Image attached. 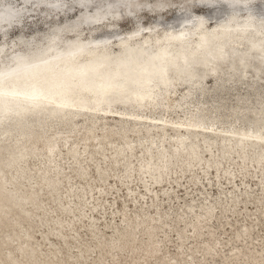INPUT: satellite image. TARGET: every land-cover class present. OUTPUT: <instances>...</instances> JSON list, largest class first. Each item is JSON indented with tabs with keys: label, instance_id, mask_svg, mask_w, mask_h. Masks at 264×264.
<instances>
[{
	"label": "rangeland",
	"instance_id": "374dc122",
	"mask_svg": "<svg viewBox=\"0 0 264 264\" xmlns=\"http://www.w3.org/2000/svg\"><path fill=\"white\" fill-rule=\"evenodd\" d=\"M77 1L82 0H0V15L8 10L14 13L0 22V69L10 64L14 55L23 54L29 46L28 42L40 49L47 48L49 35H54L56 41L60 42L59 45L65 47L75 36L78 40L86 42L95 38H111L107 44L112 55L108 57L110 60L107 58L104 60L115 65L143 63L150 61L149 56L122 62L123 54L120 55L118 48L123 46L114 41L121 38L124 40L128 32L132 34L139 28V32H135L136 34L128 39L126 46H129V43L136 48L148 46L158 53L156 49L162 44L158 39L163 40L164 30L167 27L175 30L180 28L182 19L188 15L204 14L200 18L204 20L207 27L210 26V22L213 23L225 16L223 15L224 5L218 3V0H214L216 5L205 4L211 5L210 9L200 3V0H195V3L194 0H166V2L165 0H124L128 3L133 1L132 6L138 5L132 8L123 0H89L88 6L83 8L88 16H92L95 5L103 9L109 2L113 5L110 10L116 11L115 17L105 15L99 27L91 30L82 22V18H76V14L80 15L82 10L81 4ZM58 3L62 5L56 7ZM130 9L132 13L128 12ZM252 10L257 13L264 11V0H254ZM206 12H212L211 18L215 19L207 21ZM245 14L246 11H241L240 19H243ZM195 18L199 17L195 16ZM112 21H114L113 24L109 26ZM62 22L64 24H61ZM143 32L150 35L147 37L146 44L142 42L145 40ZM117 34L120 37H117ZM250 38L257 40L258 37L250 35L240 44L230 43L233 50L222 64L226 78L216 82L211 76H206L203 79L204 93L202 95L195 93L189 103L181 104L180 102L183 94L187 92L188 83L176 80L174 85H169V88L173 86L174 89L166 95L165 104L172 108V112L164 119L184 122L195 115L197 108L200 107L209 111L208 115L212 121L219 116H224L226 123L223 127H230L233 122L230 116L233 108L237 110L239 117L251 118L255 115L261 103H264V96H262L264 95V72L259 79H254L250 72L242 77L238 66L239 57L250 52L254 62L261 59L259 52L249 45ZM197 39L202 41V37L199 36L185 48H181L183 43L180 44L175 37L167 43L176 55L182 51L188 53L191 50L195 53L197 49H194V43ZM155 52H152L150 57L154 59L157 67L159 62ZM230 66L236 67L237 73L231 79H227ZM193 78H197L196 75ZM253 81L257 83L255 82V87L251 89L250 84ZM143 114L144 121L146 116L152 119L162 117L160 110L151 112L146 110ZM69 118L68 128L48 131L43 138L35 140L36 152L39 155L28 158L26 163L28 172L34 175L31 181H22L19 189L33 192L36 203L15 206L5 199L4 194H0V209L6 212V214L0 212V264H11L4 259L8 253L16 264H32L31 262L35 260L41 264H159L162 259L171 257H175L176 263L184 264V261L176 256V238L177 233L181 231L185 235V240L180 250L185 256L190 251L194 252L191 264H210V262L222 264V260L234 247L246 246L252 258L257 256V250L264 251L262 250L264 249V168L255 169L256 163L253 159L241 163L239 153L235 152H232L229 159L222 160V157L218 156V149L224 143L228 145V148L235 141L224 142L217 139L213 144L212 157L207 158L202 140L198 141L199 151L203 156L202 166H205L204 172L202 169L196 170L195 167L196 172L195 170L182 172L174 168L167 175L168 177H164L159 186H152L148 182V189H145L142 187L144 175L137 171L140 165L145 163V157L141 153H136L140 147H135L136 155L132 158L134 170L129 178L125 177L124 166L121 163L112 164L113 156L110 148L124 142L120 138L117 121L113 118H102L98 120V123H102L104 128L94 129L92 133H89L80 122V118L72 115ZM127 127L138 130L135 137L130 131L126 133L129 141H134L135 144L139 140H146L148 135L145 134L143 124L132 127L131 122H128ZM213 127L215 128L216 125ZM149 131L153 134L152 137L158 139L156 127L149 128ZM171 135L172 131H166L165 145L168 151L173 149L168 143ZM95 138L102 142L104 157L94 151V143L97 141ZM46 140L55 143L59 156L57 160L62 171L58 175V186L53 194L44 188L39 173L35 174L39 167H43L42 146ZM66 145H73L76 148L77 164L69 159ZM249 149L250 146L246 147L248 154H251ZM215 159L219 160L218 173L213 171V168H208ZM78 166L86 172L84 180L76 176ZM97 167L106 171L105 182L97 178L95 170ZM46 169V176H53V171H50V168ZM225 171L230 173L231 184H228V174ZM9 176V173L6 174L7 187L11 190L13 185L9 183ZM69 185L73 188L80 186L82 190L78 196L70 193ZM163 187L165 191L167 190V196L162 194ZM54 196L58 200H55ZM233 196L236 197L234 202L231 201ZM205 203L212 204L214 213L208 221L205 220V216H202L203 219L199 217L203 220L198 223L200 236L199 239L194 238L190 230L196 221V216H200L204 211L202 206L204 207ZM188 204L192 206L191 213H186L189 211ZM156 211L163 214V221L167 224V226H157L155 229L152 243L160 249L157 256H142L144 249L147 248L148 240L143 226H139L136 229L135 242L130 241L129 236H125V247L128 249L113 257L110 245L116 236L115 233L126 232L125 227H135L145 215L155 217ZM180 216L183 221H178ZM244 226L248 227L249 236L245 241H240L235 234ZM22 232L27 233L28 236L24 237ZM214 240L219 244L212 261L209 255H202L198 253V250L200 243L212 245ZM20 245H26L28 250L34 251V257L19 254L17 248ZM186 258L190 260V256ZM77 259L80 263L76 262ZM256 262L264 264V256L258 257ZM227 264H234V261Z\"/></svg>",
	"mask_w": 264,
	"mask_h": 264
},
{
	"label": "bare ground",
	"instance_id": "6f19581e",
	"mask_svg": "<svg viewBox=\"0 0 264 264\" xmlns=\"http://www.w3.org/2000/svg\"><path fill=\"white\" fill-rule=\"evenodd\" d=\"M77 2L79 4L82 3V1ZM123 2L125 1L123 0ZM132 2H125V4L128 3V6L131 8L138 6H132ZM217 2L224 5V18L218 19L213 23L210 22V26L207 27L204 24V20L200 18L204 14L194 13L188 15L182 19L181 26L178 25L180 28H176L175 30L172 27H167L164 30L163 40L158 39L162 43L156 49L158 53L155 52V49L148 46L136 48V46L132 47L131 43H129V46H126L128 39L139 32V28L134 30L132 34L128 32L126 37L123 38L124 40H121V38L114 41L123 46L118 48L120 55L123 54V58H121L122 62L149 56L150 61H144L143 63L134 62L130 65L118 63L115 65L104 60V58L110 60L108 57L112 55L107 44L111 38H95L86 42L85 40H78L77 36H75L72 40L68 41V46L65 47L59 45L60 42L56 41L54 35H49L47 40L48 45L45 49H40V47L33 46L32 43L28 42L29 46L23 54L14 55L10 60V64L0 69V80L5 75L9 76L0 85V91L9 92L10 90L22 89V87L32 84L34 89L31 91H35V93L40 92L39 94L44 100L29 101L24 98L20 99L19 96L10 99L7 96L4 98L7 101L6 104L0 101L4 106L11 105L12 102V104H17L14 112L0 117V194H4L5 199L15 206L36 203L33 192L19 189L22 181H31L34 175V173L28 172L26 163L28 158L39 155L36 152L35 140L43 138L48 131L68 128L70 126V115L80 118V122L89 133H92L94 129L104 128L102 123H98V120L102 118H113L117 121L119 123L120 138L124 142L117 147L110 148L112 150L111 155L113 156L112 164L121 163L124 166L125 177L129 178L134 170L132 168V158L136 155L135 147H140L136 153H141L145 157V163L140 165L137 171L144 175L142 187L145 189H148V182L152 186H159L164 177L172 172L174 168L185 172L188 170L194 171L195 167L196 170L202 169L204 172L205 166H202L203 156L199 151L200 146L197 143L201 140L205 148L203 149L206 158L208 156L212 157L213 144H215L217 139L224 142L235 141L228 148V145L224 143L218 149V156H221L222 160L223 158H228L232 152H235L236 154L239 153L241 163H245L248 159H253L256 163L254 165L255 169L261 170L264 168V103H261L260 106L258 105V111L251 118L239 117L237 110L233 108L230 114L233 122L230 127H223L226 123L224 116H219L212 121L208 115L209 111L200 107L197 108L196 114L187 119V121L173 122L164 119L167 114L169 115L172 112V108L165 104V97L174 89L173 86V88L171 87L172 89L169 88V85H174L176 80H183L189 84L187 92L180 99L181 104H187L194 98L195 93L198 95L204 93L203 79L206 76H211L216 82L223 81L226 78L222 64L233 50L230 46L231 42L240 44L242 40L248 39L250 35L251 37L257 36V40L253 38L249 39V45L259 52L260 57L264 56V15H262L264 11L257 13L252 10L254 0H218ZM60 5L62 4L58 3L56 7ZM112 6L111 2L105 5L103 9L101 6H96L92 16L86 15L82 9L80 10V15L76 14V18H82V22L89 29L96 30L105 18V15L116 16V11L112 12L110 10ZM208 6V9H210L211 5ZM131 10H128V12L132 13ZM241 11H246L243 19H240ZM9 16V11L0 15V22ZM195 16L199 18H195ZM207 18V21H209L211 17L207 15ZM113 22H110L109 26ZM61 24L64 23L62 22ZM143 28L146 29V27ZM197 30L199 31L197 32ZM143 33L145 40H142V42L145 43L147 42V37H150V35L147 32ZM116 36L118 37L119 35L117 34ZM199 36L202 37V41L197 39L194 43V49H197L195 53L191 50L188 53L182 51L179 55H176L167 43L168 40L175 37L180 44L183 43L181 48H185L190 45V42H193V39L199 38ZM152 52H155L156 58H158L159 66L157 67L154 59L150 57L152 56ZM250 53L238 59L241 76L243 77L250 72L254 79H259L261 73L264 72V61L257 59L254 62ZM22 61H27L26 65L19 64ZM33 66L42 68L39 69V72L55 67L70 72L76 77L75 83L77 87L74 90L47 88V86H43V81L36 76V73L27 75L28 70ZM91 70H96V73L92 76L85 75L81 77L79 75V73L88 74V71ZM236 71V67L230 66L227 79L234 77L237 73ZM195 75L197 78H193ZM129 77L135 80V82L133 83L129 80L128 83H125ZM255 82L253 81L250 84L251 89L255 87ZM53 94H59V96L49 100L48 96L50 97ZM27 103L32 104V106H26ZM146 110H150V112L160 110L162 117L152 119L146 116L144 121L143 112ZM240 111L242 110L240 109ZM128 122H131L132 127L144 125L145 134L148 135L145 141L139 140L134 144V141L131 142L128 140L126 135L128 131L134 137L138 132L135 128L129 129L127 127ZM214 125H216L215 128L213 127ZM151 127L157 128L158 139L151 136L153 135L149 131ZM168 130L172 131L171 139L168 141L173 147L171 151H168L165 145L167 140L165 134ZM199 136L200 138H198ZM95 139L97 141L94 143V151L104 157L102 142L98 138ZM66 146L69 159L77 164L78 152L76 148L73 145ZM248 146H250L249 150L252 152L251 154H248V150L246 151V147ZM42 148L44 149L42 154L44 156V161L42 162L43 167H39L35 171V174L39 173L44 188L53 194L57 189L58 175H60L59 173L61 171L57 160V157L59 158L58 151L56 150L55 143L47 140L44 141ZM46 168H50V171H53V176H46ZM208 168H213V171L217 172L219 170V160H213L212 164L208 165ZM95 170L99 181L105 182L107 180L106 171L98 167ZM8 173L10 174L9 183L13 185V189L11 190L7 187L8 180L6 174ZM225 173L228 174V184H231L232 179L230 173L227 171ZM85 175V170L81 166H78L76 176L80 180H84ZM80 190H82L80 186L75 188L70 186V193H73L75 196H78ZM162 191L163 196H167V190L165 191L164 187ZM151 198L153 201L152 196ZM235 198L234 196L231 197V201L234 202ZM54 199L58 200L56 196H54ZM210 204L205 203L204 207L202 206L204 211L200 216H196V221L194 220L195 223L192 224L190 232L194 238L200 236L198 223L203 220H200L199 217L202 218V216H205V220L208 221L213 216V206ZM187 206L189 211L186 213H191V204ZM0 212L6 214L3 209H0ZM178 221H183L182 216L178 218ZM163 225L167 226L165 221H163V214L156 211L155 217L145 215L135 227H125L126 232L124 233L119 234L115 233L117 232L115 231L116 236L110 245L111 255L116 257L119 255V252L128 249L125 247V236H129L130 241L135 242L136 229L139 226H143L148 243L142 256H157L160 249L156 245H153L152 242L156 227ZM91 232L95 236L93 229H91ZM165 232H167V229H165ZM22 234L24 237L28 236L25 232H22ZM235 236L240 241H245L249 236L248 227H242ZM176 239V256L181 258L184 264H191L193 262L194 252L190 251L185 256L184 252L180 250L185 240L183 231L177 233ZM218 244L216 240L213 241L212 245L200 243L198 253L209 255V258L213 261V255ZM17 250L21 255L34 257V251L28 250L26 245L18 246ZM262 252L264 251L257 250V256L252 258L246 246L234 247L222 260V264H227L232 261H234V264H257V258L264 256ZM195 254L197 255V253ZM189 256L190 260L188 261L186 257ZM4 259L11 264H16L10 253L6 254ZM76 262L80 263L78 259ZM31 263L41 264L36 260ZM159 264L179 263H176L175 257H171L162 259ZM210 264L214 263L210 262Z\"/></svg>",
	"mask_w": 264,
	"mask_h": 264
},
{
	"label": "snow or ice",
	"instance_id": "6c2138e0",
	"mask_svg": "<svg viewBox=\"0 0 264 264\" xmlns=\"http://www.w3.org/2000/svg\"><path fill=\"white\" fill-rule=\"evenodd\" d=\"M166 2V0H165ZM214 0H200V3H213ZM89 3V0H82L81 3V9L84 7H87ZM195 3V0H194ZM98 6V5H95ZM9 11V15H14V13ZM261 60L264 61V56H261ZM47 63V62H45ZM36 76L39 77L43 81V86H47L51 84L53 87H59L66 90H74L77 87V84L75 83L76 77L73 76L70 72H67L63 69H60L59 67L55 68H49L43 72H37ZM7 76L5 75L3 77V80H0V85L3 84L4 81H6ZM135 82V80H132L131 77L128 78V80L125 81V83H128V81ZM10 93L8 92H0V101L3 103H7L6 98ZM11 95H15V93H11ZM29 99L35 98V91L32 94H26Z\"/></svg>",
	"mask_w": 264,
	"mask_h": 264
},
{
	"label": "water",
	"instance_id": "95a60500",
	"mask_svg": "<svg viewBox=\"0 0 264 264\" xmlns=\"http://www.w3.org/2000/svg\"><path fill=\"white\" fill-rule=\"evenodd\" d=\"M205 4H208V3H203V5H205ZM212 4V3H211ZM213 4L214 5H216L214 2H213ZM202 5V4H201ZM206 8H209V6L208 5H206ZM189 13V12H188ZM212 12H206V14L208 15V17H211V14ZM213 19H215V18H210L209 19V21H211V20H213ZM201 26V25H200ZM199 26V27H200ZM250 30H252V29H250ZM22 62H24V63H22ZM21 63H19V64H22V65H26V63H27V61H22ZM39 69H42V68H38L37 66H33V67H31L30 68V70H28V73H27V75L29 76V75H32V74H34V73H37V72H39L40 70ZM96 73V70H91V71H88V74H83V73H79V75H81V77H84L85 75L87 76H92V75H94ZM9 75H11V74H9ZM163 75V74H162ZM8 78H9V76H7ZM3 79V78H2ZM1 79V80H2ZM15 79H17V78H15ZM47 88H50V89H58L59 87H53L52 85H47ZM32 89H34L33 88V86H32V84H29V85H27V86H24V87H22V89H18V90H10L8 93H10V95H8V97L11 99V98H15V97H20V99H27V100H29V101H37V100H39V99H42V100H44L43 99V97L39 94L40 92H36L35 93V98H32V99H29L28 98V96L26 95V94H32L33 92L31 91ZM0 92H4V91H0ZM11 93H15V95H11ZM59 96V94L57 95V94H53V95H51L50 97L48 96V99L50 100L51 98H56V97H58ZM13 103V102H12ZM11 103V105H7V106H4V105H2V102H0V117L1 116H3V115H5V114H7V113H10V112H14L15 111V108H17L16 106H17V104H12ZM34 103H36V102H34ZM24 105H26V104H24ZM26 106H32V104H30V103H27V105ZM8 107H10V108H8ZM8 108V109H7ZM30 108V107H29ZM33 108V107H32Z\"/></svg>",
	"mask_w": 264,
	"mask_h": 264
}]
</instances>
